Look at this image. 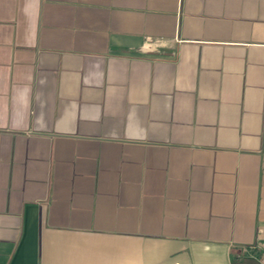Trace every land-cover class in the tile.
<instances>
[{"label": "crops", "instance_id": "crops-1", "mask_svg": "<svg viewBox=\"0 0 264 264\" xmlns=\"http://www.w3.org/2000/svg\"><path fill=\"white\" fill-rule=\"evenodd\" d=\"M0 264H264V0H0Z\"/></svg>", "mask_w": 264, "mask_h": 264}, {"label": "built area", "instance_id": "built-area-1", "mask_svg": "<svg viewBox=\"0 0 264 264\" xmlns=\"http://www.w3.org/2000/svg\"><path fill=\"white\" fill-rule=\"evenodd\" d=\"M150 41H151V40H149L147 43H151Z\"/></svg>", "mask_w": 264, "mask_h": 264}]
</instances>
